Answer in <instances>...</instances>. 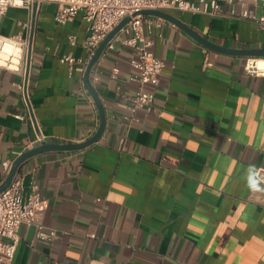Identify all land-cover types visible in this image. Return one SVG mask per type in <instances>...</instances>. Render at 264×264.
<instances>
[{"label":"crops","instance_id":"1","mask_svg":"<svg viewBox=\"0 0 264 264\" xmlns=\"http://www.w3.org/2000/svg\"><path fill=\"white\" fill-rule=\"evenodd\" d=\"M244 5L264 15L262 2ZM56 8L42 4L36 21L18 6L0 16L1 34L34 28L28 72L0 65V184L9 173L3 162L42 141H84L101 124L84 84L88 22L79 13L61 25ZM230 8L166 11L225 48L264 47V25ZM163 19L152 38L164 68L147 87L160 112L131 111L136 52L106 47L91 70L106 111L102 136L82 149L38 153L17 173L26 194L39 186L48 202L42 222L57 236L38 238L36 225L23 222L15 257L2 264H264V192L247 186L249 166L264 167V76L248 73V54L209 48Z\"/></svg>","mask_w":264,"mask_h":264},{"label":"built area","instance_id":"2","mask_svg":"<svg viewBox=\"0 0 264 264\" xmlns=\"http://www.w3.org/2000/svg\"><path fill=\"white\" fill-rule=\"evenodd\" d=\"M35 1H38L39 7L44 3L57 4L55 20L61 25H65L81 13L88 22L89 34L84 44L91 51V55L126 16H131V19L109 41L107 47L113 48L120 43L132 47L136 52L137 58L133 62L139 70L137 75L139 89L130 97L129 107L133 113L142 109L160 112L156 104L155 92L147 87L149 83L157 81L164 68L163 59L154 53L152 38L155 27H160L164 19L137 12L143 9L164 11L177 9L182 12L217 15L225 12L224 4L228 3L231 5L228 10L230 15L254 19L264 25V15L259 16L249 6H245V0H0V16L5 14L9 6L24 7L33 12ZM254 1H260L264 5V0ZM237 2L242 3L241 10H237ZM23 28V31L13 36L0 33V42L10 39L21 47L17 60H13L14 55L3 57L5 61L0 62V65L17 69L25 74L31 45V23H24ZM120 33L124 35L121 36ZM70 42L76 44L75 35H70ZM0 58H2L1 53ZM65 59L71 63L75 61L72 55H67ZM261 59H263L262 64H260ZM206 62L211 64L208 58ZM245 68L250 74L264 76V56L249 55ZM3 166L9 171L12 162L7 160L3 162ZM257 171V178L264 184V167H259ZM24 189V176L17 174L11 184L0 192V264L8 263L15 257L19 228L23 222L36 225L38 238L53 239L57 236L56 229L48 230L42 222L41 211L48 206V202L41 196L39 186L34 184L28 194ZM92 236L96 235L92 234Z\"/></svg>","mask_w":264,"mask_h":264},{"label":"water","instance_id":"3","mask_svg":"<svg viewBox=\"0 0 264 264\" xmlns=\"http://www.w3.org/2000/svg\"><path fill=\"white\" fill-rule=\"evenodd\" d=\"M38 8H39L38 1H35L34 8H33V21H36ZM137 13L155 15V16L165 18L169 21H172V22L178 24L179 26H181L182 28H184L189 33H191L194 37H196L199 41H201L203 44H205L209 48H212V49H215L218 51H230V52H234V53H243V54L254 55V56H264V47H256V48H249V49H228V48H225L221 45H218V44L210 41L209 39H207L203 35L197 33L191 27H188L185 23H183L182 20H180L178 17H176L175 15H173L167 11L158 10V9H143ZM130 19H131V16H126L108 34V36L101 42V44L96 49L95 53L93 54L91 60L89 61L88 65H87V68L85 70L84 84L87 87V89L90 91L92 96L94 97V99H95V101L99 107L100 114H101V124H100L98 131L92 137H90L84 141H81V142H73V143L50 142L49 143L46 141H42L41 144L36 145V146L26 150L13 162V164L9 170L7 178L5 179V181L2 184H0V192H2L4 189H6L11 184V182L13 181L15 176L17 175L21 165L30 157H32L38 153L48 151V150H53V149H63V150L82 149V148H85V147L89 146L90 144L94 143L95 141H97L102 136V134L106 128V111H105L104 105L100 99V96H99L98 92L96 91V89L92 83L91 70H92L94 64L97 62V60L101 56V54L103 53V51L105 50V48L107 47L109 41L114 37V35L116 33H118L120 31V29ZM34 25H35V23H34ZM33 40H34V28H33L32 33H31V45H30L29 52H28L27 72L29 70V65H30V61H31Z\"/></svg>","mask_w":264,"mask_h":264},{"label":"bare ground","instance_id":"4","mask_svg":"<svg viewBox=\"0 0 264 264\" xmlns=\"http://www.w3.org/2000/svg\"><path fill=\"white\" fill-rule=\"evenodd\" d=\"M21 47L14 40H5L4 42H0V53L2 58H0V62H4V58L11 57L14 55L13 60H17V56L20 54ZM4 57V58H3ZM263 63V59L260 60V64Z\"/></svg>","mask_w":264,"mask_h":264},{"label":"clouds","instance_id":"5","mask_svg":"<svg viewBox=\"0 0 264 264\" xmlns=\"http://www.w3.org/2000/svg\"><path fill=\"white\" fill-rule=\"evenodd\" d=\"M248 175V187L253 192H264V188L261 187V180L258 179V171L255 169V166H249L247 169Z\"/></svg>","mask_w":264,"mask_h":264}]
</instances>
